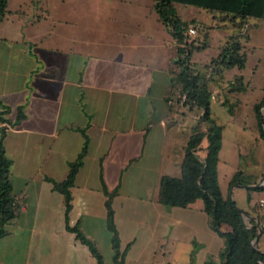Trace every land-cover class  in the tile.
Masks as SVG:
<instances>
[{"label": "crops", "instance_id": "0c3cea01", "mask_svg": "<svg viewBox=\"0 0 264 264\" xmlns=\"http://www.w3.org/2000/svg\"><path fill=\"white\" fill-rule=\"evenodd\" d=\"M113 6L112 11L119 13L108 15L86 38L76 35L73 23L49 6L43 15H32L48 25L43 33L27 29L30 19L21 13L20 32L0 34V102L9 108L4 118L13 122L19 106L25 114L18 124H6L12 194L23 205L5 225L0 250L4 243L8 253L0 256V264H97L86 245L66 229L63 195L46 180L66 179L85 139L87 149L69 188L68 220L94 243L103 259L105 246L110 262L106 264L113 256L106 192L112 193L114 223L120 250L125 252L122 264H206L223 247V239L209 227L201 199L186 207H166L157 200L160 178L180 177L183 149L194 127L207 128L200 121L201 109L178 100L180 83L173 63L177 45L157 14L147 23L145 18L125 16L126 5ZM252 37L248 31L242 42L247 51ZM251 44L252 51L257 47L264 52V45ZM259 63L261 59L251 80ZM244 68L234 74L243 81ZM224 81L225 76L216 94L209 89L212 115L222 127L217 180L222 195L236 203L242 191L264 182V168L257 170L259 161L248 157L254 148L263 147L264 154V141L257 121L254 130L247 131L234 115L238 100L230 106L231 113L227 110V118L215 115L213 101L226 103L217 98L226 91ZM248 84L244 81V86ZM237 171L246 181L258 183L230 186ZM260 198L264 195L256 203ZM241 210L245 224L257 220L264 230L254 211ZM259 243L260 237L255 246L264 252Z\"/></svg>", "mask_w": 264, "mask_h": 264}, {"label": "trees", "instance_id": "16d2710c", "mask_svg": "<svg viewBox=\"0 0 264 264\" xmlns=\"http://www.w3.org/2000/svg\"><path fill=\"white\" fill-rule=\"evenodd\" d=\"M152 3L158 20L177 45L176 58L173 63L177 68L176 73L180 83L178 100L189 108L201 109L200 121L207 123L206 130L202 131L199 125H196L190 134L183 149L180 177L162 176L160 178L157 200L166 207H186L197 199L203 201L210 229L223 239V247L218 256H209L206 264H264V252H261L257 246L253 247L251 242L258 233L256 223L253 220H250L248 224L243 222L235 201L229 196L224 197L218 184L217 162L221 147L222 127L212 115L211 91L209 90V83H219L224 80L225 70L232 68L241 70L245 67L247 50L242 42L248 39V31L251 27L264 21V0H152ZM175 3L204 9L211 14L213 21L211 27L228 29L232 32L222 41L217 55L204 65L203 70L195 67L191 57L195 50L208 46L209 27L196 19H183L177 13ZM8 13L7 0H0V21ZM189 27L200 32L190 42L187 34ZM231 85L236 88L244 87L243 77L241 75L232 76ZM263 107L264 99L256 104L254 109L259 136L264 141L262 125L264 116L261 114ZM8 109L0 102V238L7 234L5 225L19 215L23 205V200L15 198L12 194L9 177L11 160L5 154L4 139L6 124L11 126L18 124L25 114L23 107L19 106L15 119L10 122L4 118ZM203 141H205L204 145ZM86 149L87 140L85 139L81 154L70 164L66 179L56 181L46 178V180L51 183L53 190L63 195L66 229L74 234L77 241L86 245L97 264H106L94 243L81 233L77 225H70L68 220L71 201L69 188L74 183L80 158ZM250 182L258 183L256 180L246 181L242 172L237 171L230 179L229 185ZM249 189L264 191V182ZM106 196V227L110 233L113 250L111 264H122L125 252L120 250L119 237L114 223L110 204L112 193L106 192ZM223 226H227V229L224 230Z\"/></svg>", "mask_w": 264, "mask_h": 264}, {"label": "rangeland", "instance_id": "374dc122", "mask_svg": "<svg viewBox=\"0 0 264 264\" xmlns=\"http://www.w3.org/2000/svg\"><path fill=\"white\" fill-rule=\"evenodd\" d=\"M134 3L144 4V7L141 9L135 8L132 6ZM120 4L126 5L124 8L125 10L122 11V13L130 19H137L138 17L145 18L146 22L149 23V21L155 20L156 18V12L153 8L151 0H7V10L9 13L2 17L0 34L4 35L5 33L6 35H14L15 30L20 32L19 29L23 22L20 20L21 13L25 14V16L30 19V24L27 25V29L32 28L37 32L43 33L48 25L45 24V21L43 20H38L36 18L33 19L32 15L34 13L37 15H43L44 9L49 6L53 9V13L55 15L73 23V29L71 30H73L76 35L86 38V35H94L92 32L96 30V26L102 25L100 22L105 21L108 15H112V13L117 15L119 11H112L114 8L113 5ZM36 5H39L37 9H35ZM174 6L177 13L181 15L183 19H196L209 27L208 46L204 49L195 50L191 57V60L195 63V67L198 70H203L204 65L207 64L212 57L217 55L218 47L222 41L232 32L228 29L211 27L213 24L211 14L204 9L192 5H182L179 3H175ZM143 14L145 17H143ZM68 30L69 29L66 28L65 31L68 32ZM249 33H252L253 37L251 41L246 43L248 49L247 61L243 70L244 81H249V84L242 87V89L235 90L229 80H231L234 74H238L240 70L237 68L225 70V81L222 84L226 88V91L224 93L221 90L220 95H218L217 98L220 97V99L226 103H219V99L217 101H213L212 103L215 115H218V118L223 119L227 118L229 115L227 110H229L232 106H235L236 100H238L240 102L239 106L233 107L235 111L234 115L239 117L241 121L244 122L242 125L247 126V131L254 130L253 125H255L257 121L254 106L259 104L264 99V89L259 88L264 87V52L259 51V48L257 47L255 51H252L253 48L251 44L255 43V45L258 46L264 45V21L260 22L257 27H251L249 29ZM199 34L200 32L197 31L195 36H189L188 41L190 42ZM260 59L261 63H259V68L251 80L252 74L255 70V65L258 64ZM255 85L261 86L254 87ZM217 87L219 88V83H209V89L215 94L217 93ZM197 110L198 109H195V114L198 112ZM261 114L264 116V107L261 109ZM261 148L263 147H260V149H252L248 156L249 159H257L259 161V165L256 168L257 170L264 168V154H261ZM220 185H223L224 187V180H221ZM263 195L264 191H242V198L240 199L235 197V199L237 207L240 209H246L250 212L254 211L260 217L264 229V212L259 208V210L255 211L253 207V204L256 203L258 197ZM261 234L259 245L264 249V230ZM102 245L103 244L101 242V246ZM5 249H7V246L3 243V247L0 250V256L8 253ZM102 251L104 261L110 263L108 258L109 253L105 246L102 248Z\"/></svg>", "mask_w": 264, "mask_h": 264}, {"label": "water", "instance_id": "95a60500", "mask_svg": "<svg viewBox=\"0 0 264 264\" xmlns=\"http://www.w3.org/2000/svg\"><path fill=\"white\" fill-rule=\"evenodd\" d=\"M262 125H263V128H264V122H263V121H262ZM257 185H258V184H257ZM237 210H238L239 213L241 214V218H242L243 222H245V221H244V217L246 216L245 213H244L239 207H237ZM255 226H256L257 229H258V233H257V235L253 238V240L251 241L253 247H255V245H256V241H257V239L260 237V235H261V233H262V231H263L262 228H261V226H260V224L258 223L257 220H256V224H255Z\"/></svg>", "mask_w": 264, "mask_h": 264}, {"label": "built area", "instance_id": "2783aa9c", "mask_svg": "<svg viewBox=\"0 0 264 264\" xmlns=\"http://www.w3.org/2000/svg\"><path fill=\"white\" fill-rule=\"evenodd\" d=\"M187 34H188L189 36H193V35L196 34V31H195V29H194L193 27H189L188 30H187ZM183 98H184V97H182V99H183ZM257 207H258L259 209H261V210L264 212V199H263V198H260V199L258 200V202H257Z\"/></svg>", "mask_w": 264, "mask_h": 264}]
</instances>
